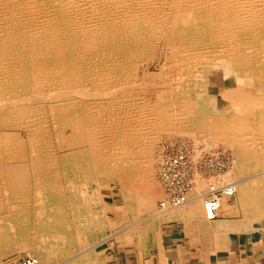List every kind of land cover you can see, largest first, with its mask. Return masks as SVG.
I'll list each match as a JSON object with an SVG mask.
<instances>
[{
    "label": "bare ground",
    "instance_id": "1",
    "mask_svg": "<svg viewBox=\"0 0 264 264\" xmlns=\"http://www.w3.org/2000/svg\"><path fill=\"white\" fill-rule=\"evenodd\" d=\"M17 24L21 45L12 39ZM0 33V221L12 207L32 213L34 200L26 197L42 192L51 197L40 206L49 213L43 229L51 239L73 240L65 233L64 181L97 172L118 177L127 204L141 212L180 208L195 194L204 216L216 219L205 204L223 184H212L197 163L187 201L172 206L161 179L157 203L154 176L163 174L164 150L159 163L157 140L174 131L193 137L180 138L197 147L188 153L196 162L216 143L234 151L223 180L236 193L219 198L217 216L229 198L264 194V170L243 177L264 165V92L253 85L264 79V0H0ZM250 46L257 68H246L253 58L240 51ZM169 65L178 86L165 72ZM68 128L71 148L61 137ZM6 237L0 231V264L13 250Z\"/></svg>",
    "mask_w": 264,
    "mask_h": 264
},
{
    "label": "crops",
    "instance_id": "2",
    "mask_svg": "<svg viewBox=\"0 0 264 264\" xmlns=\"http://www.w3.org/2000/svg\"><path fill=\"white\" fill-rule=\"evenodd\" d=\"M191 196L189 204L164 212H141L135 207L125 212L123 196L112 192L105 204V228L90 230L81 239L60 241L50 255H42L44 261L46 264H264V194L257 196L251 192L238 200L229 198L214 220L204 216L203 198Z\"/></svg>",
    "mask_w": 264,
    "mask_h": 264
},
{
    "label": "rangeland",
    "instance_id": "3",
    "mask_svg": "<svg viewBox=\"0 0 264 264\" xmlns=\"http://www.w3.org/2000/svg\"><path fill=\"white\" fill-rule=\"evenodd\" d=\"M46 9H47V11H49V10H52L53 8H46ZM13 29H15V32L12 34L14 36V38L12 37V39H14V41L16 42V44L21 45V41L24 39L23 33L21 35L20 32H19V29H21V26L17 24V26H14ZM2 35L3 34L0 33V41L3 40V38H4ZM1 37H3V38H1ZM19 40H20V42H19ZM251 48L252 47L250 46V47H248L247 50H240V51L246 52L249 55L251 54L250 56L253 58L252 59L253 60V65L252 66H249V67H246L248 69H252L254 67L257 68L256 65L259 63V58H257V56L254 55L256 53L255 52L252 53L253 51H255V49H251ZM240 51H238V52H240ZM153 67H154V65H152V68ZM152 68L150 69L152 72L158 71L157 69H152ZM169 68H172V67L170 65L169 66H166L165 72L168 73L169 79L172 82L174 81L175 84H176V86H178V81H177L178 79L176 80V78H178L179 76L178 75H174V74L172 75L171 74L172 73L171 72V69H169ZM236 68L240 69V71H241V69H243L244 66H239V67H236ZM262 72H264V71H262ZM165 78L167 79V77H165ZM173 79H175V80H173ZM262 82L261 81H256L255 84H257V85H255V84H253V85L255 86V88L260 89V90H262V92H264L263 91L264 90V85H263L264 84V79L263 78H262ZM260 87H262V88H260ZM150 95H151V93H150ZM47 113H48V109H47ZM193 129H194L195 132H197V134L198 133L200 134V130L202 131L201 125L199 126V128H193ZM198 129H199V132H198ZM63 132H64V134L61 135L62 140L65 139L64 143L67 144L69 142L67 144V145H69L71 143V140H70V138H71L70 137L71 129L68 128V130H65ZM169 134L170 135L163 134L157 140V145H156L157 148H156V150L158 149V147H160L159 148V155L160 156H159V158H157L158 159L157 162H159V163H160L161 156H162V146H164L168 141L175 140V139H181V138H185L187 140H191V141L193 140V141H195L192 136L190 138L189 135L181 134L178 131H174L173 133H169ZM176 134H177V136H176ZM64 135H66V136H64ZM19 137H21L25 141V143H28L26 141H28L29 135H28V133H27L26 130L25 131L24 130H21L20 133H19ZM67 140H68V142H67ZM160 144H161V146H160ZM72 145L73 144L69 145L70 147L69 146H66V147L71 148ZM215 145H216L215 148H211V147L208 148L207 147V149H205V150H209L210 149V151H205V152H218V151H221V152L227 154L228 157H229V160H230V165L232 166V160L235 158V154H234V151L231 149V147L228 146V145H226V144H222V143H221V145L220 144H217V143ZM213 150H215V151H213ZM159 163H156V167L159 166ZM129 164H131V162H129ZM261 164L263 165L262 162H259L260 167L258 166L257 168H255L253 166V169H251L252 171L251 172L247 171L248 172L247 174L254 175L255 173L258 174L259 171L264 170V165L262 166ZM231 166H230V168H231ZM261 166L263 168H261ZM127 167H130V165H127ZM254 169H256V170H254ZM100 170H103L104 171V168L102 167V168H100ZM96 174L94 176L78 177V178H73V179H67V180L64 181V186L68 190V193H66V195H65L66 198L64 197V198H62V200L68 202V205H69V208L66 211V214L68 213L66 215V217H67L66 220L68 222V225L65 228L66 229L65 230V233L66 234H69L71 237H73L75 239L76 238H78V239L84 238L86 236V234L90 232V230L93 231V230H96L99 227L105 228L104 227L105 224H106V221H105V210H106L105 209V204H106L107 197L110 196V194H112V192H114V191H115V193H120V194L122 193L121 195L123 196V191H122V187H123L122 184L123 183L120 182V179L118 177L113 176V177H115V179L113 177H108L107 179H103L102 176H99V173H98V175H96ZM157 174L159 175V172H157L155 174L154 180L156 181L155 184L158 185L159 190H160V197L157 199L158 200L157 203H158V202H160V200H162L164 198V193L165 192H164L163 184L161 182V177H160V175L158 176ZM122 181H125L124 177L122 178ZM78 182H79V185H78ZM83 185H85V186H83ZM100 185H102V187ZM161 186H162V189H161ZM84 187H85V190H84ZM134 188H137V187L134 186ZM119 190L121 192H119ZM134 193L136 194V192H134ZM137 193H139V191H137ZM26 198L29 201L34 200V201H31L33 203L32 206L34 207V204H35V207H36L35 209L33 208V210H32L34 213L32 211H31L32 213L26 212V210H24V213H23V209L22 208H19V209L18 208H15V209H13L14 207H12V208H9L8 209V212L6 214V218H9V219L3 220V221L1 220L0 221V231L2 233H5V232L7 233V237H6L7 240L5 241L6 242V245L5 246L9 250L10 249H13L12 251L10 250V252L8 254H6V255H4L2 257V264H4V261L7 258H16V259H18V258H24L27 255H31V254L34 255V256L39 257L40 260H41V262H42V264H46L45 261H44L45 259L43 258V256L42 257L39 256L40 252H42V255L46 256V254H50L51 251L54 248H58L59 243H61L60 241H62V239L60 237H57V236H56V238H53L52 237V239H51V237L48 235V228L46 227V229H43V227H45L43 225V223H47V220H49V218H48L49 213L48 212H45V211H42L40 209L41 208L40 206H42L43 204L47 203L46 201L47 200H50L51 197L50 196H47L46 194H44L42 192L41 193L31 192V193L28 194V196ZM123 198H124V196H123ZM58 199L61 200L60 198H58ZM92 200H94V201H92ZM124 201H125L124 210H125V212H127L126 210L131 209V206L127 204L125 198H124ZM136 201L137 200H135L134 205L136 204ZM121 202H122V200H121ZM83 203H84V205H83ZM93 203H94V205H93ZM158 209H159V205L157 204V210ZM37 211H38V213H37ZM30 214H33V216L30 215ZM27 215L30 216V217H28ZM73 215H75V216H73ZM18 219H20V221L17 222ZM29 220H30L31 223H34L35 226L32 225V227H28V226H25V224H23V226H22V224H19L21 222H29ZM27 227H28V229H32V231L30 230V232H29V230L27 229ZM39 229H41V230H39ZM35 232L38 233V234L36 235ZM10 234L12 235V237H10L11 236ZM34 235H36V237H34ZM18 237H21V239L18 238ZM23 238H24V240H23ZM10 239L12 241H10ZM26 240H28V242ZM22 244H24V246ZM14 245H17V246H14ZM37 245H42L43 246V250L40 249V248H38ZM11 246H12V248H11ZM14 247H16V248L19 247V248L17 250ZM37 249H38V252L36 251ZM14 252H16V253H14ZM10 253H12V254H10ZM27 253H29V254H27ZM5 257H7V258H5Z\"/></svg>",
    "mask_w": 264,
    "mask_h": 264
},
{
    "label": "built area",
    "instance_id": "4",
    "mask_svg": "<svg viewBox=\"0 0 264 264\" xmlns=\"http://www.w3.org/2000/svg\"><path fill=\"white\" fill-rule=\"evenodd\" d=\"M192 143L182 139H175L168 141L164 145L161 167L163 174L161 179L166 185V190L169 194L170 204L174 207L183 205L187 201L188 188L191 187L190 177L193 176L194 166L207 168V176L210 182L215 185L223 184L216 188L207 196L206 210L208 218L214 219L217 217V210L219 205V198L223 195H233L236 193V188L229 185V181H224L227 170L230 169V160L227 154L218 152H204L203 155L197 156L200 160L196 162L194 156H189L188 153L194 155L198 153L191 145ZM186 173L188 177H185ZM160 205L166 207L164 202ZM4 264H42L40 259L36 256H26L24 258H7Z\"/></svg>",
    "mask_w": 264,
    "mask_h": 264
}]
</instances>
